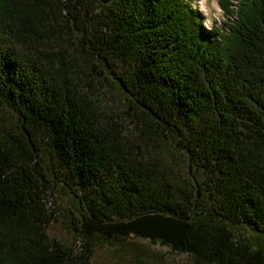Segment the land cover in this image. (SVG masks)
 I'll list each match as a JSON object with an SVG mask.
<instances>
[{"label": "trees", "instance_id": "1", "mask_svg": "<svg viewBox=\"0 0 264 264\" xmlns=\"http://www.w3.org/2000/svg\"><path fill=\"white\" fill-rule=\"evenodd\" d=\"M218 4L234 20L206 29L187 0H0V264L127 237L264 264V0ZM57 192L74 244L47 233Z\"/></svg>", "mask_w": 264, "mask_h": 264}, {"label": "rangeland", "instance_id": "2", "mask_svg": "<svg viewBox=\"0 0 264 264\" xmlns=\"http://www.w3.org/2000/svg\"><path fill=\"white\" fill-rule=\"evenodd\" d=\"M195 7L203 20V25L208 29L212 22H217L221 27L234 20V16L225 17L218 0L217 6L213 0H206V9L203 11L198 0H187ZM103 105L110 111L120 112L127 107V100L122 91L113 84H107L97 91ZM174 168L181 171L186 169V158L180 150L169 148L165 154ZM48 206L55 211L54 219L47 225L49 237L62 240L67 244H74L75 235L71 230L70 220L73 211L72 201L68 194L57 192L52 194L48 200ZM246 235L256 237L255 234L246 230ZM92 264H198L191 256L172 251L168 246L148 239L138 237H127L117 241H99L92 253Z\"/></svg>", "mask_w": 264, "mask_h": 264}, {"label": "bare ground", "instance_id": "3", "mask_svg": "<svg viewBox=\"0 0 264 264\" xmlns=\"http://www.w3.org/2000/svg\"><path fill=\"white\" fill-rule=\"evenodd\" d=\"M198 3H199V6L202 8V10L203 11H207V9H206V0H198ZM213 5L214 6H217V3H216V1L215 0H213Z\"/></svg>", "mask_w": 264, "mask_h": 264}]
</instances>
